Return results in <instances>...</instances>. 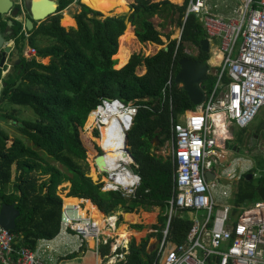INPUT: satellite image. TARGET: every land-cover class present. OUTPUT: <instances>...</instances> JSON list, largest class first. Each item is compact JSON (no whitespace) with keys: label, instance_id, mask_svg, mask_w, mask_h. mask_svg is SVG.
<instances>
[{"label":"trees","instance_id":"trees-1","mask_svg":"<svg viewBox=\"0 0 264 264\" xmlns=\"http://www.w3.org/2000/svg\"><path fill=\"white\" fill-rule=\"evenodd\" d=\"M76 1L58 0V15L36 24L34 30L28 32L29 37L23 32L24 23L13 20V36L8 41L15 42L22 63L0 70V81L4 83L0 105L8 102L31 109L36 115L35 121L19 124L14 115L0 114L2 121L16 123L13 126L22 136L13 138L0 128V206L16 204L21 213L12 232L17 251L22 248L35 250L38 240H51L57 235L63 210L58 188L64 183L72 184L69 197L73 198L69 199L89 200L107 217L116 215L123 219L124 216L130 223L136 216L127 213L139 209L151 212L160 208L162 213H167V203L176 194L174 168L171 161L164 162L152 155L154 139L158 137L162 146L172 141L173 123L194 109L187 93L175 83L180 71L179 61L188 58L207 63L210 60V54L203 51L201 45L207 40L202 25L195 15L186 19L189 0L183 6L169 0L160 3L135 0L129 22L136 28L140 43L164 45L163 35L151 21L155 16L176 23L181 37L171 40L168 36L167 50L153 57L135 55L126 63L118 59L123 66L118 65L117 70L114 57L119 53V40L126 31V17L101 19L100 11L94 12L82 5V11L73 17L78 28L68 31L61 24L63 12ZM109 2L114 6L107 13L101 12L103 15L127 12L128 7L122 0ZM0 28H8L2 16ZM27 47L36 50L35 57L23 56ZM189 49H196L198 54H189ZM47 58L51 59L49 65L39 61ZM219 63L216 57L210 60L214 66ZM141 67H145L147 73L140 77L137 69ZM171 77L172 103L164 102L163 98V90ZM225 81L229 82L227 78ZM215 83L216 78L210 75L204 84L208 95ZM115 101L125 106H141L128 132L127 144L139 166L137 173L142 184L130 199L120 192L104 191L103 183L95 184L88 177V158H98L103 150L101 136L100 146H94L84 138V128L96 127L93 114H90L104 102ZM91 177L97 179L95 170ZM261 188H264V181L255 185L243 179L232 203L234 214L261 201L258 194ZM155 217L153 215V219ZM167 222L168 216L161 217V227L156 229H165ZM192 226L193 212L179 211L170 225L173 241L183 244ZM134 229L142 230L143 226ZM158 238L161 239L162 234ZM115 245L111 241L101 247L100 264H107L116 254L123 253L122 249L116 250ZM148 248V241L140 245L132 241L126 260L117 264H161L158 249L149 251Z\"/></svg>","mask_w":264,"mask_h":264},{"label":"built area","instance_id":"built-area-1","mask_svg":"<svg viewBox=\"0 0 264 264\" xmlns=\"http://www.w3.org/2000/svg\"><path fill=\"white\" fill-rule=\"evenodd\" d=\"M12 1L24 18L21 21L24 23L23 32L29 37L26 27L29 13L25 11V3ZM226 2L189 0L188 3L186 19L190 15L196 16L221 61L214 68L216 83L207 94L206 102L187 112L185 120L173 128L171 156L176 165L178 194L170 202L168 224L158 247L161 264H264V201L245 209L233 222L228 205L216 211L218 201L213 191L220 184L209 183L206 175L215 167L222 166L225 156L221 147L231 139L232 126L247 128L264 108V0H231L230 5ZM221 7L230 8L229 13H221ZM16 20L20 21L19 18ZM36 54V50L30 48L24 56L28 59ZM226 78L229 82L225 81ZM172 85L171 77L163 90L164 102L169 100L172 103ZM116 103L134 121L141 106H125L119 101L104 102L103 106ZM133 164L120 163L115 174L103 171L108 176L103 190L120 192L127 199L135 197L141 179L130 170ZM224 170L223 175L230 180L237 178L233 171L227 173L228 169ZM230 197L229 188H221V200ZM180 210L195 211L196 217L187 241L179 245L170 239V225ZM200 212L205 216L199 217ZM65 220L64 232L72 231L81 246L91 240L98 245H108L112 237L106 231H116L119 223L115 217L105 219L101 225L91 219L65 216ZM159 232L151 231L154 234ZM15 240V235L0 225L2 264H14L12 255L17 257L15 264H45V251L41 254L28 248L17 251ZM114 242L116 250L123 249L117 237ZM124 259V254H116L107 264L123 262Z\"/></svg>","mask_w":264,"mask_h":264},{"label":"crops","instance_id":"crops-1","mask_svg":"<svg viewBox=\"0 0 264 264\" xmlns=\"http://www.w3.org/2000/svg\"><path fill=\"white\" fill-rule=\"evenodd\" d=\"M169 1H171V0H169ZM223 1H227L225 4L231 3V0H223ZM228 5H230V4H228ZM229 11H230V8H227V9L224 7L220 8L221 13L227 14V13H229ZM4 18L7 21V23H9L8 20L10 18L9 17H4ZM16 18L20 19L19 22L24 21V18H23V16H21V14H18V15L13 14L11 17V20L12 21L16 20ZM1 30L3 32H9V31H11V27H9V24H8V28H6L5 30H3L1 28ZM9 42L16 48V44L14 41H9ZM214 51L217 52L216 48H214L210 44V52H209L210 60L213 57ZM210 60L207 62L210 65V71L216 70L214 68H217L218 65L217 66L211 65ZM205 90L207 93L208 90L206 89V87H205ZM194 109H195V106H194ZM193 110H191V111H193ZM187 112H190V111H187ZM187 112H185L183 115L179 116V118L177 119V122L173 123V128H174V125H176L179 122H183L185 120L184 116L187 114ZM255 120L250 125L251 129H249L250 128L249 126L245 129H241L237 126H232V128H231V139L228 140L224 144V146L221 147V152L225 156L224 159L222 160V166L215 167L212 171H210L215 175V178L212 181H209L207 178L208 182L209 183L214 182V183L220 184L217 186V189H215L213 191V196L215 197L216 202L218 201L217 207L223 206V205H228V207H230L229 203L234 202L235 194L238 191V185H239L238 183H241V181L243 179H245L246 177H247V179H246L247 181L253 182L255 185H259L260 183H262L264 181V176L259 178L258 182L255 179L256 175L258 174V173H256L257 168H258L257 171H260L259 166H258L260 164L259 160H261V164L264 165V148H263L264 119L261 121V125L256 126V127L253 126L255 123ZM235 127L239 128V130L241 129L237 134H235V130H234ZM156 139H158V141H156ZM173 145H174V137H173L172 141L166 142L163 146L161 145L160 139L158 137H156L154 139V150L152 152V155L163 160L164 162L171 161L173 164V168H174L173 182H174V193H176V194L173 195L172 199L170 201H168V203H167V213H162L160 208H154L153 211H151V212H147L143 209H139V210H136L134 213H127V215L136 216V217H134V219L138 221V218H144L143 215L155 214L154 211L156 209H158L160 211V213L157 214L155 220L153 222H151V225L154 226L153 228L155 230L160 231V232L158 234H154V233H151L152 230H150L149 232H146L147 234L144 237H140V238H144V239L145 238L147 239L148 237H150V238L156 237L158 239L156 246L154 245L150 248V244H149V248H150V249L148 248L149 251L152 248L158 249L159 243L162 240V238L161 239L158 238V235L162 234L163 230H165L166 228L161 230V229H156V227H158V228L161 227V224H160L161 217H166L169 215V213H170V202L174 198H176V196L178 194L177 188H176V165H175L173 158L171 156V151H172ZM169 148H170V152H168ZM129 155L131 156L132 162L134 163L131 166L130 170L141 179L140 175L137 173L139 166L137 165V163H136V161H135V159L131 153V150H130ZM224 169H228L227 173H231L233 171L237 175V178L235 180H230L231 179L230 177H228V176L226 177V175H223V172L225 171ZM99 171L103 173V171H101V170H99ZM262 171L264 172V170H262ZM249 175H253V178L250 179ZM141 184H142V179H141ZM141 184L136 189V192L141 187ZM61 186L63 188L68 187L69 190H71L72 184L71 183H64ZM221 188L222 189L229 188L230 194H231V197L229 199L221 200V198H220ZM258 194H259V192H258ZM58 195L61 197V199L63 201L62 220H61L60 230L57 233V235L51 240L50 239L38 240L35 250H31V251L32 252H38L40 254L43 251H45L43 254L45 257V264H100V249L102 246H105V245H103V244L98 245L96 242L93 241V246H91L90 245L91 241H90L88 244L81 246L80 240H78L76 235L72 231H68V233H65L64 227H63L64 221H66L65 216L71 217V218H78V219H82V220L83 219L95 220L92 218L91 212L86 213V218L81 217L77 207L66 206V199L73 198V197H69V195H68V197H63L59 194V192H58ZM76 199H79V198H76ZM80 200H83L84 202L89 201V200H84V199H80ZM261 201H259V202H261ZM3 205H5V204H3ZM3 205L0 206V210H1ZM12 205H14V204H12ZM250 206H252V205H250ZM250 206H247L245 209L249 208ZM82 208H85V204L80 205V209H82ZM96 208L97 209H95V211H96L97 219L102 223H104L105 219H107V218L115 217V218L119 219V223L117 225L116 231H114V232L106 231L107 234L112 237L111 241H115L116 237H117L118 242H119V237L116 235V232H118V228H119V226H121V225H119L120 222L124 223L123 222L124 216H123V219H121L119 216H116V215L107 217L105 214H103L98 209V207H96ZM72 209H73V211H71ZM74 210H76V211H74ZM230 210H231V220L233 222L237 221L239 215L242 212H240L238 214H234L231 207H230ZM140 211H143V213L139 216L137 214L140 213ZM178 212H176V215ZM191 212H193V224H194L196 212L195 211H191ZM98 215H100V216H98ZM198 215H199V217H202L203 215L205 216L204 212H200ZM100 217L102 220L100 219ZM143 220H146V219L144 218ZM141 221H142V219H141ZM141 221L139 223H142ZM16 223H17V221H16ZM167 224H168V222H167ZM131 225H133L132 222H130L129 225L127 226V230L131 228ZM135 226H143V225H133L132 229L128 230V231H130L132 233H136V234L144 233V232H142L144 230V226H143L142 230L134 229ZM152 235H154V237H151ZM162 237H163V234H162ZM137 238H139V237L137 235L133 234L130 236V239H129L127 246H125L124 243H122L123 244V249H122L123 253L122 254H124V257H125L124 261L126 260V256L129 255L130 244L132 243V241H135L137 243V241H136ZM187 238H188V236H187ZM187 238H186L185 242L187 241ZM170 239L172 242L176 243L175 241H173L172 235H171ZM142 242L143 241H141V243ZM140 244H138V245H140ZM11 258H12L13 263L15 264L17 257L15 255H12ZM117 263H120V262H117ZM0 264H2L1 261H0Z\"/></svg>","mask_w":264,"mask_h":264},{"label":"rangeland","instance_id":"rangeland-1","mask_svg":"<svg viewBox=\"0 0 264 264\" xmlns=\"http://www.w3.org/2000/svg\"><path fill=\"white\" fill-rule=\"evenodd\" d=\"M22 1L25 3V11H28L30 13V3L33 0H22ZM97 1H98L97 2V6L94 9V8H91V7L87 6L86 4H84L82 2V0H77L73 5H71L66 11L63 12V18L61 20V24L68 31L70 29H72V28L77 29L78 25H77L76 20L73 17H74V15H76V14H78V13H80L82 11V7H81L82 5L90 8L94 12L100 11L98 13L101 14V19H106V18H109V17H113V18L126 17V24H127L126 31L128 30V25L130 27H132L133 33L135 35V40L132 42L131 46L128 45V44H124V43L120 42V40H119V50H118L119 53L115 57L119 56L122 53V51H125V52H127L129 54L130 60L135 55H142L144 57H153V56L157 55L161 50H163L164 48H166L169 45L170 40L168 39V36H171V40L179 39L181 37V30H180L179 27L176 26V23H172L170 20L163 19L160 16H155L151 21L154 23L156 29L159 32H161V34L163 35L162 36V41H163L164 45H157L159 47H157V46L155 47V46H152V45H156V44H153V43L142 44V43L139 42V40H138V38L136 36V28L133 27L132 24L129 22V17L132 15L133 10H134L135 5H136L135 0H122V2L124 4H126L127 7H128L127 12L121 13V14H115L114 16H104L101 13V12L107 13V11L114 6L112 3L109 2V0H97ZM150 1L152 3H160V2H162V0H150ZM170 2L175 4V5L183 6L184 3L186 2V0H182L181 2H175L174 0H171ZM66 15L70 16V18H72L75 21L74 24L70 25V24H68L66 22H63V19L65 18ZM10 20H11V18H10ZM216 45H218V42L216 43ZM29 49H30V47L26 48V50H29ZM187 52L189 54H193V55H197L198 54V51L196 49H189ZM115 57H114V60L117 61V65H116L115 69L119 70L117 68V66L118 65L122 66V64H120V61L118 60L119 58L115 59ZM215 57L217 59H221V56L218 53H216ZM28 59H31V58H28ZM130 60H129V62H130ZM39 61L42 62L45 65H49L50 62H51V59L47 58V59L39 60ZM146 72H147V70H146L145 67H141V68L137 69V75L140 76V77L144 76L146 74ZM215 73H216V70H211L210 71L211 75H214ZM4 113H10V114L14 115L18 119L19 124H23L24 121H35L36 120V115L34 114V112L31 109H26L24 107L15 106V105L10 104L8 102L0 105V114H4ZM93 118L94 119H97V118L100 119L101 117H99V116L96 117L95 113H93ZM89 119H90V117L88 118V121H89ZM263 119H264V108L261 109L260 113L256 117V120H255V123H254L253 126H255V127L256 126H260L261 125V121ZM96 124H97V121H96ZM13 125H16V123L12 124L11 122H5V121H2L0 119V128L1 129L6 131L13 138H15V137L21 138L22 136H21L20 132ZM100 128L101 127H99V125H98V127L96 126V127H93L92 129L86 128V126L84 128V133H83L84 138L86 140H88L91 144H93L94 146H98V145L100 146V143H99V139H100V136H101ZM249 129H251V127ZM234 130H235V134H237L241 129L239 130V128L235 127ZM97 133H99V136L97 135ZM168 152H170V148L168 149ZM259 162H260V164L258 166H259L260 171H257L258 170V168H257L256 173H258V174L255 177L257 182H258L259 178L264 176V172L262 171V170H264V165L261 164V160H259ZM87 163L89 165L88 177H90L95 184H102V183L104 184L105 180L108 179V176L106 174L100 172L99 169L96 168L93 158H88ZM93 170H95L96 173H97V179H93L91 177ZM246 179H247V177L245 178V180ZM238 184H240V183H238ZM58 192H59V194L61 196L68 197V195L70 193V190H69L68 187L63 188L61 186V187L58 188ZM92 206H93V204H92ZM229 206L234 209V205L231 202L229 203ZM223 208H224L223 206H219V207L216 208V211L218 209L222 210ZM240 212H241V210H240ZM142 213H143V211H140V213H138L137 215L140 216ZM154 213L155 214L143 215L146 220H143L144 218H138V221L135 220V221L132 222L133 225H143L144 226V230L142 231L144 233H142V234L134 233L135 235H137L139 237V238L136 239L137 243L140 244L141 241H148L149 244H150V248L152 246H154V245L155 246L157 245V240L158 239L156 237H154V238L148 237L147 239L146 238L145 239L144 238H140V237H144L147 234L146 232H149L150 230H155L153 228L154 226L151 225V222H153L155 220V218H156L155 217L153 219V215L157 216V214L160 213V211L158 209H156L154 211ZM127 218H128V216H127ZM141 219H142V221H141ZM96 221L99 222V220L97 218H96ZM140 221L142 223H139ZM123 222L124 223L120 222L119 225H121V226H124V225L128 226L129 225V223L125 220V218H124ZM133 225H131V228L128 229V230H131ZM129 239H130V237H128V239H127L128 242H129ZM128 242H125L124 245L127 246ZM91 246H93V245L91 244Z\"/></svg>","mask_w":264,"mask_h":264},{"label":"water","instance_id":"water-1","mask_svg":"<svg viewBox=\"0 0 264 264\" xmlns=\"http://www.w3.org/2000/svg\"><path fill=\"white\" fill-rule=\"evenodd\" d=\"M134 12V10H133ZM29 13V12H28ZM18 15L19 11L14 8V2L12 0H0V16L7 17L8 15ZM29 18L26 20V27L28 32L34 30L36 24L40 25L47 21L49 18L58 15V1L57 0H33L30 3ZM105 16V15H104ZM113 18V17H109ZM9 27H12L13 21H8ZM127 27V24H126ZM13 36L12 31L3 32L0 28V70L4 71L12 67L21 65V52L8 41ZM203 51L210 52V42L204 40L202 43ZM167 50V47L164 48ZM180 71L175 77V83L181 87L188 95L191 103L196 107L203 105L207 100V93L204 84L209 80L210 65L199 61H194L188 58L181 59L179 61ZM5 75V72H4ZM4 78V76H3ZM4 89V83L0 81V98ZM99 107L98 109H100ZM95 112V111H94ZM93 112L90 114V116ZM89 116V117H90ZM131 119V123H132ZM125 136V146L130 154V148L128 147V132ZM158 141V139H156ZM264 148V140H263ZM96 168L100 169L99 159H94ZM250 179L253 175H249ZM209 181L214 180L215 175L212 172L207 173ZM259 197L264 201V188L259 189ZM20 211L16 208V205H3L0 210V225L6 231L13 232L17 226V219L20 216Z\"/></svg>","mask_w":264,"mask_h":264},{"label":"bare ground","instance_id":"bare-ground-1","mask_svg":"<svg viewBox=\"0 0 264 264\" xmlns=\"http://www.w3.org/2000/svg\"><path fill=\"white\" fill-rule=\"evenodd\" d=\"M175 2H181L182 0H174ZM87 6L94 8L97 6V0H82ZM63 22H66L70 25L74 24V20L70 16L66 15L63 19ZM135 40V35L133 33L132 27H128V30L120 38V42L128 44L131 46L132 42ZM137 40V39H136ZM157 46V45H152ZM159 47V46H157ZM216 51H214L212 59L216 56ZM119 58L123 63L128 62L129 54L125 51L115 57ZM211 59V60H212ZM221 61V59H220ZM220 64V63H219ZM125 65V64H124ZM212 65V64H211ZM123 66V65H122ZM214 66V65H213ZM122 107L116 103L114 105L109 104L101 107L99 110H96V117H101L100 119H94L96 126L101 127V147L103 150V155L99 156V166L101 171L111 172L110 174H115L114 172L118 171L120 163L122 162H132L131 156L129 155L127 148L125 146V136L129 128H131V117L129 114L121 110ZM107 182V180H105ZM111 185V183H108ZM85 204V208L80 209V205ZM66 206L77 207L80 213V216L86 218V213L91 212L92 218L96 221V211L92 206L90 201H83L80 199H69L66 200ZM75 209V208H74ZM73 211V209L71 210ZM76 211V210H74ZM69 212V211H68ZM74 213V212H73ZM77 217V216H76ZM98 222V221H97ZM100 223V221L98 222ZM102 223V222H101ZM134 233L127 230V226H121L116 232V235L119 237L120 243L128 242L127 239ZM93 245L91 240L90 245Z\"/></svg>","mask_w":264,"mask_h":264},{"label":"clouds","instance_id":"clouds-1","mask_svg":"<svg viewBox=\"0 0 264 264\" xmlns=\"http://www.w3.org/2000/svg\"><path fill=\"white\" fill-rule=\"evenodd\" d=\"M20 14V13H19ZM22 15V14H21ZM28 18H29V16H28ZM100 107H103V105L102 106H100Z\"/></svg>","mask_w":264,"mask_h":264},{"label":"flooded vegetation","instance_id":"flooded-vegetation-1","mask_svg":"<svg viewBox=\"0 0 264 264\" xmlns=\"http://www.w3.org/2000/svg\"><path fill=\"white\" fill-rule=\"evenodd\" d=\"M16 49V48H15ZM25 51H26V49H25ZM25 51H24V53H25ZM24 53H23V56H24Z\"/></svg>","mask_w":264,"mask_h":264}]
</instances>
